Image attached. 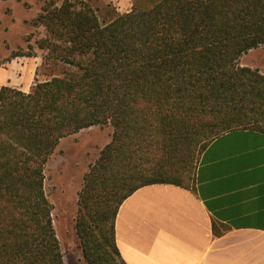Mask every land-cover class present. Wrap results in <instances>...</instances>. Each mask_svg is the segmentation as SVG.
<instances>
[{
  "label": "trees",
  "instance_id": "obj_1",
  "mask_svg": "<svg viewBox=\"0 0 264 264\" xmlns=\"http://www.w3.org/2000/svg\"><path fill=\"white\" fill-rule=\"evenodd\" d=\"M37 1L36 45L61 74L29 93L0 90V264H64L45 166L62 139L106 124L112 140L85 177L75 230L87 264H125L115 219L130 195L193 189L215 138L264 132V75L239 65L264 45V0H134L104 19L81 0Z\"/></svg>",
  "mask_w": 264,
  "mask_h": 264
},
{
  "label": "crops",
  "instance_id": "obj_2",
  "mask_svg": "<svg viewBox=\"0 0 264 264\" xmlns=\"http://www.w3.org/2000/svg\"><path fill=\"white\" fill-rule=\"evenodd\" d=\"M11 79L0 68V86ZM115 241L125 264H264V132L215 138L201 154L193 189L135 191L119 208Z\"/></svg>",
  "mask_w": 264,
  "mask_h": 264
},
{
  "label": "rangeland",
  "instance_id": "obj_3",
  "mask_svg": "<svg viewBox=\"0 0 264 264\" xmlns=\"http://www.w3.org/2000/svg\"><path fill=\"white\" fill-rule=\"evenodd\" d=\"M89 4L104 19L114 13L132 10L134 0H81ZM41 11L37 0H0V68L9 69L12 79L4 86L32 91L39 82L60 75L58 68L44 62L45 52L36 41L45 29L33 27L32 21ZM24 54L7 61L14 53ZM254 59V60H253ZM241 67L258 70L264 75V47L257 53H246L239 59ZM111 124L94 126L61 140L45 166V192L53 206V225L64 256V264H87L78 247L75 224L79 194L85 177L111 142Z\"/></svg>",
  "mask_w": 264,
  "mask_h": 264
}]
</instances>
